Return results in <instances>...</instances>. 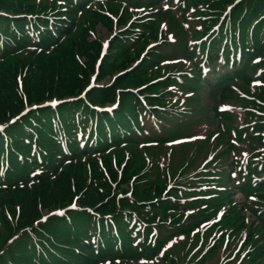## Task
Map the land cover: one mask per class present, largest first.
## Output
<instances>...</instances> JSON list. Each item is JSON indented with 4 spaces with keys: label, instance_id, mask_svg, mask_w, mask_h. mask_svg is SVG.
<instances>
[{
    "label": "trees",
    "instance_id": "obj_1",
    "mask_svg": "<svg viewBox=\"0 0 264 264\" xmlns=\"http://www.w3.org/2000/svg\"><path fill=\"white\" fill-rule=\"evenodd\" d=\"M162 1L0 0V12L5 14L0 15V124L4 125L10 118L17 116L25 105H37L53 98L78 96L89 81L94 60L100 50V41L94 33L95 26L98 24L110 33L113 31L114 18L117 19L118 25H121L131 17L133 10L150 4L163 10ZM236 2L238 3L235 4ZM166 3L168 10L160 12L158 17L171 19L175 26L184 28L183 34L170 46L173 48L171 53H186L194 58L197 53L206 52L207 44H210L212 51V46H218L228 37L229 42L233 41L235 48L242 49L243 57L245 50H253L254 56L264 59V0H180L177 5L173 0H167ZM229 6L231 9L226 12ZM177 10L181 13V19L174 16ZM191 10L194 14L187 19L186 12L188 14ZM135 27L147 29L152 34V39H157V30L153 24L133 21L131 29L118 33L111 41V53L103 58L99 68L98 80L116 76L112 85L94 89L86 95L89 103L102 105L113 102L119 90V106L114 112V118L120 121L119 125L122 126L127 124L129 117L135 122L137 113L139 115L143 109L136 96L125 91L142 87L153 80L147 72L168 58L161 57L160 50L149 51L148 58L146 57L139 67L124 75H118L130 66L136 58L134 56L143 48L133 44L140 41L144 35L141 33L136 34V37L132 36ZM191 40L194 42L191 44L192 52L188 53V43ZM228 44L225 48L227 53L230 50V43ZM81 56L87 59L86 63L81 61ZM247 61L248 58L246 63ZM246 68L247 64L234 71L246 78ZM262 79L264 80V75ZM168 82L169 80L162 85L165 86ZM228 83L218 86L222 100L236 95ZM157 89L158 86L155 85L142 92L147 94L145 100L148 104L163 105L162 97H149V94H156ZM194 92L196 93L195 90ZM257 98L259 105L245 102L242 109L246 128L244 131L232 125L234 118L231 116L218 114L216 106L211 118L217 127L223 123L232 125L228 129V135L234 133L237 142L246 139L251 152L256 149V145L264 146V90ZM190 102L196 104L197 97L191 98ZM77 108H81L82 112L76 117V121L83 123L91 116L95 117L98 132L101 121L112 124L107 115L91 112L85 100L77 99L60 105L56 110L47 108L33 111L8 125L4 134L0 133V167L2 165L4 169V176L0 177V264H136L140 256L151 258L156 255L155 246L146 247L143 250L145 254H137L136 249H133V252L129 249L135 233L129 231L134 219L133 214L143 225L144 232L141 236L154 230L159 232L168 222L167 210L172 208H167L169 205L175 206L178 200L161 199L165 188H161L158 191L160 195H156V190L151 188V182L144 175V168L133 171V165L128 166L117 189L124 194L126 189L121 188V184L138 173H143L140 178L149 184L141 185L140 180H137L131 197L118 199L115 196L118 190L115 189V192L111 193L112 190L108 186V181L111 178L114 180L110 162L105 164L108 180L103 173L97 174L98 168L94 165L93 175L87 178V173L80 163H72L75 165L68 166L58 173L55 161L49 157L48 162L42 155L44 151L49 155L50 148L59 147V134L71 129L69 126L75 119L74 110ZM84 113L86 115H83ZM54 115L58 117L56 122L52 123L51 117ZM178 116L176 114L175 117ZM156 117L162 120L160 115ZM181 130L182 126L175 127L166 140L180 137ZM134 134V130L127 129L124 138H134ZM70 143L71 147H74L76 142L70 140ZM108 143L107 139L104 143L97 141L95 147L99 148ZM120 155L124 156L122 153ZM38 156L41 158V164L37 160ZM136 158V154L131 152L129 160ZM38 167H42V174L31 178ZM2 181L6 182L5 188L1 187ZM245 187V194L264 190L261 182L252 187L247 183ZM104 189L108 193L102 194ZM77 194H81L80 206L91 209L98 218L84 210L74 212L66 219L51 218L40 228L33 227L41 211L67 206ZM173 195L178 198L176 193ZM167 196H170V193ZM217 201L216 206L222 204V196ZM259 212L254 215L259 221L256 231L264 228V210H261L260 214ZM105 216H110V219ZM202 217L208 218L206 215ZM231 217L232 220H229ZM172 223L178 222L173 220ZM220 225L222 229H229L230 233L229 246L220 257L225 262H221L222 264H263L264 241L261 239L259 242L252 227L247 230L239 214L224 217ZM29 228L31 231H28ZM134 228H137V225ZM13 235H18V240L9 243L8 240ZM223 240V237L220 238L217 247ZM196 258L197 255L185 264H201V261L197 263ZM167 259L160 262L153 260L152 263L167 264L169 261V264H174L173 258Z\"/></svg>",
    "mask_w": 264,
    "mask_h": 264
},
{
    "label": "rangeland",
    "instance_id": "obj_2",
    "mask_svg": "<svg viewBox=\"0 0 264 264\" xmlns=\"http://www.w3.org/2000/svg\"><path fill=\"white\" fill-rule=\"evenodd\" d=\"M164 2V0L162 1ZM163 10L158 7V11L151 14L149 24H153L156 27L157 32L156 40L152 39V34L147 29H144V35L140 41L136 42V47L146 46L152 50H160L161 57H168L164 61H160L147 75L153 78L170 76L173 77L179 73H186L187 61L181 52L171 53L173 49L170 46L175 44V40L171 34L174 35L175 39L183 34L184 28L180 25L175 26L171 19L162 17L159 18L160 12H166L165 2L161 5ZM139 10L131 11V17L126 19L125 23L115 27V31L124 32L128 31L127 28H123L124 25L135 20L133 16H137ZM194 12H186V17L189 19ZM174 16L177 19H181V13L177 10L174 12ZM115 23V21H114ZM96 37L100 40L101 44H110V34L102 26L96 25L94 31ZM91 41V40H89ZM138 43V44H137ZM142 48V49H143ZM135 52V51H134ZM140 52V51H139ZM83 63L87 62L84 56H81ZM98 62L95 58L94 65ZM118 72V71H117ZM167 78V77H166ZM107 79L102 80L103 84L107 83ZM183 86L176 89H172L173 92L170 94L172 108L178 110V117L172 118L170 124L175 122H184L185 137L182 140L161 144V143H146L135 145H126L123 149L110 151L107 156L121 157V153H134L137 158L135 163H139V168H144L145 177L151 182L150 186L156 190V195H160L158 191L161 188L168 187L170 196L174 199L173 195H181L178 199L180 203L174 206L172 209L167 210L169 217L168 222L160 229V236L163 239V246L159 250V254H163L162 257L156 259V262H160L162 259L171 257L174 259V264H185L189 262L191 258L197 255V263L201 261V264H215L216 260L220 259L226 252L230 243L229 229H222L220 225L224 217L231 214H239L245 222L246 228L253 229V233L259 238V242L264 241V228L259 227V221L254 216L256 213H261L264 210V190L260 191V194L254 198L244 196L239 188L244 186V183L237 176V167L241 166V171L249 168L248 161L250 158H254L256 161H261V157H264V146H257L256 149L251 152L247 145V141L241 140L237 142L235 140V134H229L228 129L232 125L238 126L241 130L245 124V119L242 113L246 98L250 92L254 89L253 85H240V93L237 96L229 97L224 99L220 109V114H227L234 118L233 124L223 123L219 127L201 124V126L194 124L198 121H204L211 119L208 112L192 114L184 108L185 104L187 107H191L190 99L187 97L188 87L187 84L191 82L189 79H182ZM199 93L201 91L199 90ZM166 97V96H165ZM214 102L210 103L209 96L202 93L199 96V101L195 104L193 109L199 110L203 105L212 106L218 103L217 95H213ZM168 105V102L163 103ZM227 108V109H226ZM192 109V108H191ZM192 109V111H193ZM226 109V110H225ZM189 116V117H188ZM190 120V121H189ZM167 125H154L153 133H162L167 130ZM232 132V129H230ZM228 135V137H226ZM120 148V147H119ZM255 152L257 154H255ZM261 155V157H260ZM255 162V161H253ZM258 166V164H257ZM264 171V164H262L256 171L255 174ZM250 171H247L243 177L249 176ZM140 180L141 185L149 184L148 181H142L140 175L135 179ZM135 180L132 183H135ZM253 183L256 179L251 180ZM80 185V184H79ZM116 187L119 184L115 185ZM121 188H127L131 195L133 192L134 184L129 186L128 182L121 184ZM208 187V192L211 190H217L220 187L221 196L223 198V205L218 211L216 216L220 215V219L212 221L213 211L218 210L217 206L211 204L209 198H193L197 195L195 191L198 188ZM72 191V190H71ZM67 195H69L67 193ZM76 196V195H75ZM191 198V199H183ZM45 210V209H44ZM164 209L162 210V212ZM208 216L203 218L202 216ZM161 216V215H160ZM169 218H171L169 220ZM231 217L229 220H232ZM173 220L177 221V224H173ZM190 226H192L190 228ZM246 229L244 230V232ZM224 238L220 246L217 247V242L220 238ZM239 242V241H238ZM237 242V243H238ZM239 244H237V247ZM225 251V252H224ZM205 254H201V253ZM136 264H145L143 262H137ZM153 264V263H150ZM169 264V261L168 263ZM195 264V263H190ZM264 264V261H263Z\"/></svg>",
    "mask_w": 264,
    "mask_h": 264
}]
</instances>
